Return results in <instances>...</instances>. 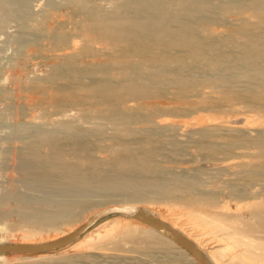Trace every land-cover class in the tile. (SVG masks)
I'll return each mask as SVG.
<instances>
[{"label": "bare ground", "instance_id": "obj_1", "mask_svg": "<svg viewBox=\"0 0 264 264\" xmlns=\"http://www.w3.org/2000/svg\"><path fill=\"white\" fill-rule=\"evenodd\" d=\"M11 1L0 0V32L19 11V26L34 36L32 51L47 71L23 80L8 72L2 80L14 89L0 79V98L13 110L22 143L0 187V245L57 242L99 211L131 207L183 235L209 264H217L220 248L229 264H264V0H49L37 12L29 0L17 11ZM57 4L72 8L70 19L52 11ZM31 94L39 97L26 100ZM24 127L37 131L23 136ZM109 130L112 142L99 145ZM4 150L1 165L9 160ZM164 150L185 151L199 163L184 170L192 179L171 175ZM224 192L232 205L220 200ZM156 195L210 228L209 246L138 204ZM14 213L18 223L4 221ZM81 218L61 236L41 238ZM15 231L21 238H12ZM80 237L52 252L0 254V264L86 260L106 245L158 248L201 264L127 214Z\"/></svg>", "mask_w": 264, "mask_h": 264}, {"label": "rangeland", "instance_id": "obj_2", "mask_svg": "<svg viewBox=\"0 0 264 264\" xmlns=\"http://www.w3.org/2000/svg\"><path fill=\"white\" fill-rule=\"evenodd\" d=\"M23 1L24 0H13L11 2L12 4L14 2L13 4L14 6L11 5V7L13 6L14 9L17 11L18 6H20ZM48 1L49 0H29V10L34 11V12L40 11L41 10L40 8L42 7L45 8ZM55 1L59 2V0H55ZM102 4L106 6L107 8H110L112 5V3H105V2H103ZM15 10L13 11V13L16 12ZM52 11L56 15L60 16L62 19H70L69 17L72 16L71 15L72 8L67 7L65 5L57 4L54 6ZM17 13L19 14V11H17ZM18 14L16 16L15 14H13L14 18L12 19V21L4 27L2 32H0V79L1 80L4 78V76L8 75L11 72L17 73V75H19L18 78L23 80L26 76V73L28 72L36 76H39V75L41 76L47 71V66H45V63L42 62L41 59L38 57V55L32 51L35 48L33 46L34 36L31 33L24 32V30L20 28L19 21L17 18ZM50 22L51 21H49V24H51ZM17 46H21L22 48L16 50ZM30 52H31L30 55L32 57L31 56L26 57V54ZM1 82L4 83L7 88H10V89L15 88V85L11 81L2 80ZM37 97H39L38 94H31L28 98H26V100H33ZM6 102L7 101L0 98V148H1L0 151L2 154V155L0 154V161L2 162L3 160L2 158L4 157L2 153L3 152L2 149H5L4 150V152L6 153L5 156L9 159L7 160L5 165L3 164L1 165V162H0V187L3 186V184L7 182L6 180L9 179V176L12 173L11 158L14 155L13 153H16L14 151L22 146V143L20 141L21 139L19 140V138H17L16 134L14 133L16 118L13 115L14 113H13L12 108L9 107ZM7 115L8 117H6ZM27 118H29V116H27L25 119ZM188 118L192 119L193 116L188 117ZM99 122L103 123L102 120H99ZM82 123L83 122L73 121V124L78 127L86 128L89 126V123H84L85 125ZM145 125L147 124L136 123L134 126L135 127H146ZM23 129H26V134H23V136H31L32 134H34V132L37 131V129H34L33 127H24ZM27 130L29 131L27 132ZM163 133H165V135H162ZM163 133H159L158 135L160 137L163 136L162 138L166 137L167 139L168 138L171 139V137H168L170 136V133L168 132H163ZM111 137H112V131L110 132L109 130L108 133H106L104 136H101L98 138L99 145L105 146L106 144L107 145L110 144V142H112V139H110ZM99 139L101 142L99 141ZM101 139H103L104 141ZM171 140H175V139L172 138ZM10 148L12 149L14 148V150ZM169 149H171L170 146H169ZM100 152H98V155H103L102 154L103 152L102 151ZM184 152L182 150H179V151L178 150L177 151H170V150L165 151L164 150L163 153H161V157L164 156L162 157L163 159L161 160L163 164L168 169H170V171H172L171 175L178 173L180 175H184L185 177H188L189 179H192L193 174L191 172L187 174V172H185L184 170L186 168H189L190 166H193L199 163H196V162L193 163V160L191 161L190 155L188 156L187 152L186 153ZM1 156L3 157L1 158ZM161 157L159 156V159ZM4 160H5V157H4ZM2 180L4 181L2 182ZM216 186L221 187L222 183L218 181L216 182ZM51 195L54 196V194H51ZM51 195L49 197H51ZM219 198L220 200L227 201L231 205L234 202L232 201V199L230 198L227 192L221 193L219 195ZM151 199H145V198L141 199L140 203L138 204L141 207H147V208L153 209L158 214L166 216L171 221L175 222L180 227L188 231L193 237L198 239L199 240L198 242L203 241V242H200L201 244L199 243L201 246L202 245L207 246V243L212 242V240L210 241V238L212 236H210L211 234L208 233L210 228H208L209 230L206 227L202 228L203 225H201V223L198 222L197 220L193 221L184 209H180L179 207L175 206L171 201H168L163 198L160 199V196L158 195H156L155 197ZM97 210H99V208L94 209L90 214L85 215V217L92 215ZM117 216L118 215L111 216L105 219L103 218V220L101 219L102 221L99 220L100 222L98 221V223L95 224L90 229L94 230L95 228H97L99 224H102L103 222L107 220L111 221L117 218ZM4 221L8 223H13V224L18 223L19 217L17 216V214L14 213V214H11ZM83 221H84V218H81L79 222L74 223L72 225H60L57 228V230L55 229L53 231L44 233V235H42L41 238H50V237H55V236L59 237L65 232H67L68 230L79 226L80 224H82ZM111 225L112 223H110V226ZM199 231H202L205 234V236L201 240H200V236L199 237L197 236V233H199ZM21 234H22V231H15L12 234L14 235L12 238H21ZM0 235H2V233H0ZM78 240H76L75 242H77ZM221 250L222 248L219 249L220 251L219 257L217 256L215 257V255L214 256L212 255L214 257V260L216 261L217 264H229L227 261L228 257L227 256L222 257L226 253V251L224 250L223 252H221ZM92 251L93 252L91 256L89 257V259L83 260V259L76 258L70 262L62 261L59 264H66V263L68 264H189L187 257H179L170 251L165 252L163 250H159L158 248H154L148 252H142L139 250H132L128 247V245L124 246V248H121V249H114L111 246L106 245V246H100L99 248L94 249ZM3 256L7 259L8 258L11 259V258H14L16 254L3 255ZM230 264H237V263L235 261H232Z\"/></svg>", "mask_w": 264, "mask_h": 264}, {"label": "water", "instance_id": "obj_3", "mask_svg": "<svg viewBox=\"0 0 264 264\" xmlns=\"http://www.w3.org/2000/svg\"><path fill=\"white\" fill-rule=\"evenodd\" d=\"M127 214L132 218L138 219L139 221L152 226L158 231L162 232L166 236L176 241L179 245L185 248L191 255H193L201 264H209L203 254L183 235L170 228L164 222L156 219L155 217L147 214L142 209L131 208V207H114L104 209L96 213L90 220L84 225L80 226L74 232H72L66 238L57 242L48 244H4L0 245V254H12V253H46L59 250L66 245L72 243L90 229L96 222L106 218L108 216Z\"/></svg>", "mask_w": 264, "mask_h": 264}]
</instances>
